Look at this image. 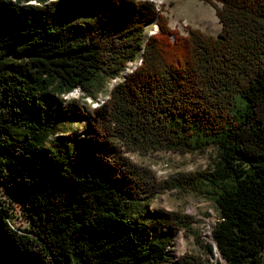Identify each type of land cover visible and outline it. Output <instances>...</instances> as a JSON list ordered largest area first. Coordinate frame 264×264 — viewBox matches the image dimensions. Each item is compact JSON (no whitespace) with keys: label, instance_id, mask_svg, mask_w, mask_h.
I'll list each match as a JSON object with an SVG mask.
<instances>
[{"label":"trees","instance_id":"1","mask_svg":"<svg viewBox=\"0 0 264 264\" xmlns=\"http://www.w3.org/2000/svg\"><path fill=\"white\" fill-rule=\"evenodd\" d=\"M45 1L0 0V190L30 220L17 234L0 206L6 232L44 264H207L166 252L192 217L148 211L157 186L177 187L216 204L212 257L264 264V0H202L216 36H182L148 2L54 0L57 19ZM151 24L158 31L146 36ZM117 77L91 115L64 99H95ZM81 119V138L63 132ZM208 148L209 169L161 184L128 157Z\"/></svg>","mask_w":264,"mask_h":264},{"label":"rangeland","instance_id":"2","mask_svg":"<svg viewBox=\"0 0 264 264\" xmlns=\"http://www.w3.org/2000/svg\"><path fill=\"white\" fill-rule=\"evenodd\" d=\"M54 0H47L43 3L49 15L53 18H60V7L54 6ZM142 2L151 3L154 7L160 8V12L168 18L169 27L172 29L176 26H183L182 29L187 30L197 29L206 35L216 36L220 31V25L215 15V10L212 5L202 0H138ZM31 5H36L31 2ZM217 5V3H216ZM155 9V7H154ZM158 11V12H159ZM69 20L74 24L79 20L77 15H69ZM186 25V27H184ZM156 24L148 25L145 29L146 36H150ZM187 28V29H186ZM173 30V29H172ZM180 35V30L175 29ZM185 36V35H182ZM140 64V60L135 63H129L128 69L125 72H130ZM123 73L120 77H123ZM120 77L112 80L102 82L103 87L97 93L95 99L88 96H82L81 92L74 90L69 93L65 100H79L80 103L85 104L89 115L92 111L100 106L106 100L107 93L112 87L120 82ZM83 99L80 100V98ZM87 120L70 121L61 126L63 132H78L81 138L82 133H86ZM58 134L55 135V137ZM129 159L136 165L148 169L158 183H163L169 180L172 176L177 174L193 173L203 171L210 168L216 160V151L213 148H208L203 152H194L186 154H176L172 152H151V153H135L128 155ZM158 188V186H157ZM153 200L148 205V211H164V212H178L192 217L193 222L188 229H181L172 239V243L167 247V254L172 263L180 260L185 256H193L201 259L204 263L215 264V260H220L217 251L212 257L206 250L205 245L212 244L211 231L215 226L219 214L214 201L206 194L195 193L190 190H182L177 187L158 192ZM0 206L7 211L8 223L17 234L25 235L26 231L30 229V220L28 214L22 210L19 202L13 200L10 195L4 194L0 190ZM7 223V225H8ZM8 225V226H9ZM184 250V251H183Z\"/></svg>","mask_w":264,"mask_h":264},{"label":"water","instance_id":"3","mask_svg":"<svg viewBox=\"0 0 264 264\" xmlns=\"http://www.w3.org/2000/svg\"><path fill=\"white\" fill-rule=\"evenodd\" d=\"M0 264H44L34 255L23 251L0 222Z\"/></svg>","mask_w":264,"mask_h":264},{"label":"bare ground","instance_id":"4","mask_svg":"<svg viewBox=\"0 0 264 264\" xmlns=\"http://www.w3.org/2000/svg\"><path fill=\"white\" fill-rule=\"evenodd\" d=\"M154 7H155V9H156L157 11L160 10L159 7H156L155 5H154ZM182 27H183V26H182ZM184 27H186V25H184ZM186 29H187V28H186ZM157 31H158V28L155 27V28H154V31H153L152 34L156 33ZM181 34H182V35H187V30L182 29ZM170 39L173 41V40H174L173 36H171ZM170 246H171V245H170ZM171 247H172V246H171ZM167 250H168V248H166V252H167ZM183 251H184V250H183ZM169 258H170V257H169ZM169 260H170V259H169Z\"/></svg>","mask_w":264,"mask_h":264},{"label":"built area","instance_id":"5","mask_svg":"<svg viewBox=\"0 0 264 264\" xmlns=\"http://www.w3.org/2000/svg\"><path fill=\"white\" fill-rule=\"evenodd\" d=\"M157 12H158V11H157ZM172 29H173V30L178 29V30H180V31L182 32V26H179V27H178V26L175 25ZM181 32H180V33H181ZM7 220H8V219H7ZM7 220H6V221H7ZM7 223H8V221H7ZM8 225H9V223H8ZM8 227H10V225H9ZM10 228H11L13 231H15L12 227H10ZM15 232H16V231H15ZM16 233H17V232H16Z\"/></svg>","mask_w":264,"mask_h":264}]
</instances>
